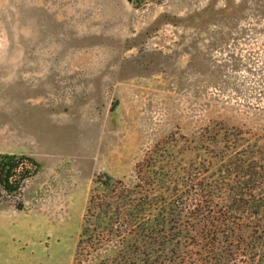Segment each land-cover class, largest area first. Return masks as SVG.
<instances>
[{
	"label": "rangeland",
	"instance_id": "1",
	"mask_svg": "<svg viewBox=\"0 0 264 264\" xmlns=\"http://www.w3.org/2000/svg\"><path fill=\"white\" fill-rule=\"evenodd\" d=\"M261 65L264 0H0V153L30 174L0 264H110L76 255L94 177L158 150L180 176L215 134L251 138Z\"/></svg>",
	"mask_w": 264,
	"mask_h": 264
},
{
	"label": "trees",
	"instance_id": "2",
	"mask_svg": "<svg viewBox=\"0 0 264 264\" xmlns=\"http://www.w3.org/2000/svg\"><path fill=\"white\" fill-rule=\"evenodd\" d=\"M248 63L253 74L254 62ZM258 68L264 75V65ZM250 107L251 138L215 134L213 151H204L183 175L160 171L171 163L159 150L126 181L97 174L76 255L109 250L110 264H264V134L251 136L264 129V101ZM20 159L0 153V207L22 209L17 199L30 174L18 171Z\"/></svg>",
	"mask_w": 264,
	"mask_h": 264
}]
</instances>
